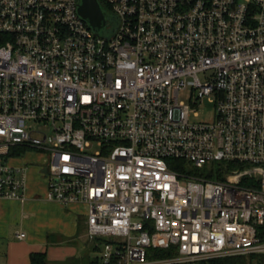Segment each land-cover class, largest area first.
<instances>
[{"label":"built area","instance_id":"built-area-1","mask_svg":"<svg viewBox=\"0 0 264 264\" xmlns=\"http://www.w3.org/2000/svg\"><path fill=\"white\" fill-rule=\"evenodd\" d=\"M104 1L107 35L78 0H0V199L27 200L35 151L96 264H264V0Z\"/></svg>","mask_w":264,"mask_h":264},{"label":"crops","instance_id":"crops-1","mask_svg":"<svg viewBox=\"0 0 264 264\" xmlns=\"http://www.w3.org/2000/svg\"><path fill=\"white\" fill-rule=\"evenodd\" d=\"M26 192L25 202L0 199V264H30L31 252L49 251L47 232L62 228L71 231L80 223L85 230L84 244H88L86 205L48 199L45 180L36 172L32 178L28 173ZM19 232H24L25 236L18 238Z\"/></svg>","mask_w":264,"mask_h":264},{"label":"rangeland","instance_id":"rangeland-1","mask_svg":"<svg viewBox=\"0 0 264 264\" xmlns=\"http://www.w3.org/2000/svg\"><path fill=\"white\" fill-rule=\"evenodd\" d=\"M199 76L202 81L208 78L204 73H200ZM194 93L196 92L191 90L190 87L180 89L179 99L185 104H190L193 100ZM213 106V103L205 97L194 109H191L188 117L189 121L195 123L211 121L215 115ZM25 160L30 163L28 173L29 178H32L37 171L34 162L41 161L42 155L38 152L31 151L25 155ZM191 170L193 173L206 175L210 169L207 165L202 169L192 168ZM84 234L85 230L81 223L77 229L72 228L71 231L62 228L61 230L47 232L46 242L48 246L46 248L49 251H43L45 253V264H96L95 261L99 254L98 250L94 247L95 241L87 240L89 242L85 245ZM250 257V255L244 256L247 264H251Z\"/></svg>","mask_w":264,"mask_h":264},{"label":"trees","instance_id":"trees-1","mask_svg":"<svg viewBox=\"0 0 264 264\" xmlns=\"http://www.w3.org/2000/svg\"><path fill=\"white\" fill-rule=\"evenodd\" d=\"M98 1L108 21V25L104 29H102L99 34L107 35L110 32L112 25L114 24V17L109 11L105 1L104 0H98ZM180 166L183 168L187 167L188 169H192L191 166L181 161H180ZM206 166L207 165H205L204 167ZM232 166H233L232 163H226L224 161H214L211 163L210 166H208L209 169L211 170L209 171L207 176L213 179L221 178L222 171L229 169ZM29 259H30V264H45V253L43 251L31 252L29 255ZM214 264H247V263L244 257H227L216 260Z\"/></svg>","mask_w":264,"mask_h":264},{"label":"water","instance_id":"water-1","mask_svg":"<svg viewBox=\"0 0 264 264\" xmlns=\"http://www.w3.org/2000/svg\"><path fill=\"white\" fill-rule=\"evenodd\" d=\"M77 13L96 33L108 25L105 13L98 0H78ZM111 32V30H110ZM109 32V33H110ZM108 33V34H109Z\"/></svg>","mask_w":264,"mask_h":264}]
</instances>
